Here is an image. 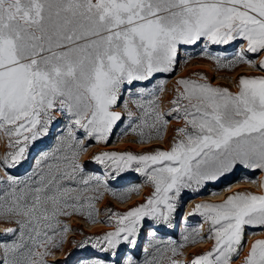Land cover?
<instances>
[{
    "label": "snow or ice",
    "instance_id": "snow-or-ice-1",
    "mask_svg": "<svg viewBox=\"0 0 264 264\" xmlns=\"http://www.w3.org/2000/svg\"><path fill=\"white\" fill-rule=\"evenodd\" d=\"M196 48L220 69L264 71V0H0V222L15 225L0 233V264H48L76 231L62 217L97 223L105 192L121 203L139 194L131 182L110 186L129 172L151 194L123 212L105 209L110 230L71 241L65 261L78 253L73 264H235L245 229H264V193L198 203L187 216L202 222L192 227L177 213L185 193L237 173L256 183L248 173H264V76H241L232 92L196 73L176 81L162 109L167 77ZM171 120L183 126L167 150L102 151L87 162L99 171L81 160L92 142L107 145L114 135L163 140ZM177 227L179 243L167 235ZM204 239L210 250L177 258ZM241 264H264V239Z\"/></svg>",
    "mask_w": 264,
    "mask_h": 264
},
{
    "label": "rangeland",
    "instance_id": "rangeland-1",
    "mask_svg": "<svg viewBox=\"0 0 264 264\" xmlns=\"http://www.w3.org/2000/svg\"><path fill=\"white\" fill-rule=\"evenodd\" d=\"M241 41H237L235 44H231L228 46V56L229 58L233 55V49H235ZM219 47V46H215ZM200 51L199 48H196L192 55L193 59L188 61L187 63H180L177 65L176 71L167 77L166 91L162 92L161 95V107L164 110H167L169 107V101L173 96V88L176 85V81L181 78H195L196 73H203L208 77V79L213 83L214 86L226 87L232 92L238 91L237 83L241 76L246 77H259L264 76V71H261L258 67H252L249 64L240 63L231 70L228 69H220L216 66L215 62L206 58H201L196 55ZM250 58L259 61V56H255L254 54H247ZM119 110V109H117ZM183 126V122L171 120L168 125V130L165 132V138L163 140H153L147 144H141L138 142L137 137L135 135L129 134L127 136H122L121 138H117L115 135L109 140L107 145L104 144H96L92 142V146L88 147L87 152H85L81 160L86 163L87 168L94 171H99L101 169L100 165L87 163L92 156L98 154L102 151H132L134 153H143L146 151H151L154 149H163L167 150L172 142V138L175 136L174 129ZM120 127H123L121 125ZM46 143L50 144L51 141H47ZM89 141H86L88 144ZM6 151V139L0 138V156H2ZM28 167L27 164L23 165L18 172L23 173L25 169ZM0 175H3V172H0ZM243 173H237L227 180L220 181L215 185L210 184L208 189L204 190L201 193L196 194L195 197L191 196L188 193L184 194L183 204L177 213L179 217L181 214L187 217V223L189 227L196 226L202 222V218L199 215L187 216L189 212L192 211L194 206L198 203L207 202V203H221L223 202L227 196L234 194L236 192H252L254 194H262L264 193V188L261 187L260 181L264 180V173L256 172V173H248V175L253 176L256 180V183L245 182L241 179ZM127 180H122L119 184H112L111 187L117 188L120 190V186H126L129 182L140 185L139 194L133 193L129 197L128 200L121 203L118 199L113 197L111 193L105 192L103 196L96 202V210L99 213L97 216V220L99 222L92 223L86 217H82L78 214H74L70 217H62L61 219L66 222L70 229L76 231H69L67 233V239L63 245V247L59 250H53V254L49 255L46 259L48 264H73L76 260L78 253L74 254L71 258L65 261V257L71 251H73L71 241H79L83 239L84 235H98L102 234L105 231L110 230L107 224L103 223L105 216L104 210L108 207H111L115 211H126L131 206H134L138 203L143 202V200L151 194V186L147 185L143 181V177H140L135 173H127ZM231 184V190H227V185ZM210 191H217L218 194L210 195ZM190 200V202H189ZM7 227H15L14 224H8L5 222H0V233H3L4 229ZM209 225L204 223L201 227V235L206 236ZM83 232V235L80 232ZM255 231L256 235H248L249 232ZM182 227H177L174 232H170L167 235L171 236L172 239L176 240L178 243L181 240ZM257 239H264V229H245V245L243 247V251L239 257L235 261V264H241L243 257L247 255L251 244ZM213 241L204 239L196 244H188L182 251L183 255L177 257L178 259L184 261L187 259L188 261L194 255L202 254L212 247Z\"/></svg>",
    "mask_w": 264,
    "mask_h": 264
},
{
    "label": "trees",
    "instance_id": "trees-1",
    "mask_svg": "<svg viewBox=\"0 0 264 264\" xmlns=\"http://www.w3.org/2000/svg\"><path fill=\"white\" fill-rule=\"evenodd\" d=\"M184 261H188L187 259H184Z\"/></svg>",
    "mask_w": 264,
    "mask_h": 264
},
{
    "label": "bare ground",
    "instance_id": "bare-ground-1",
    "mask_svg": "<svg viewBox=\"0 0 264 264\" xmlns=\"http://www.w3.org/2000/svg\"><path fill=\"white\" fill-rule=\"evenodd\" d=\"M189 202H190V200H189Z\"/></svg>",
    "mask_w": 264,
    "mask_h": 264
}]
</instances>
